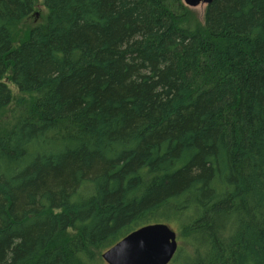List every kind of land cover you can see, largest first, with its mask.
<instances>
[{
	"label": "trees",
	"instance_id": "trees-1",
	"mask_svg": "<svg viewBox=\"0 0 264 264\" xmlns=\"http://www.w3.org/2000/svg\"><path fill=\"white\" fill-rule=\"evenodd\" d=\"M43 1L15 46L36 0H0V264H97L159 222L193 246L170 264H264V0Z\"/></svg>",
	"mask_w": 264,
	"mask_h": 264
},
{
	"label": "water",
	"instance_id": "water-1",
	"mask_svg": "<svg viewBox=\"0 0 264 264\" xmlns=\"http://www.w3.org/2000/svg\"><path fill=\"white\" fill-rule=\"evenodd\" d=\"M212 0H184L190 7ZM178 250L177 232L166 223L133 230L102 253L108 264H170Z\"/></svg>",
	"mask_w": 264,
	"mask_h": 264
},
{
	"label": "rangeland",
	"instance_id": "rangeland-1",
	"mask_svg": "<svg viewBox=\"0 0 264 264\" xmlns=\"http://www.w3.org/2000/svg\"><path fill=\"white\" fill-rule=\"evenodd\" d=\"M184 1V0H183ZM207 4H200L197 7L188 6L190 21L195 23V19L201 22H205V9ZM48 14V9L44 5L43 0H36V6L33 13L24 19L18 28L17 34L15 35V46H17L27 35L30 29L36 27L46 21ZM4 81L9 86L12 93V102L3 109L0 113V135H2L5 131L10 129L19 114V110L17 109V102L19 98H23V93L19 91L17 86L11 81L10 74H6L4 77ZM27 99V97H24ZM177 232V240H178V250L183 249L186 254H191L193 251V246L189 241L186 240V237L180 235L179 232V224L173 223L171 226ZM103 253V252H102ZM102 253L95 256L97 264H108L102 257Z\"/></svg>",
	"mask_w": 264,
	"mask_h": 264
}]
</instances>
